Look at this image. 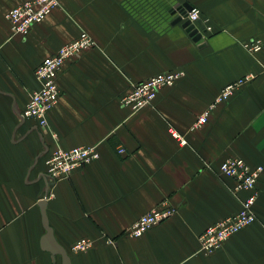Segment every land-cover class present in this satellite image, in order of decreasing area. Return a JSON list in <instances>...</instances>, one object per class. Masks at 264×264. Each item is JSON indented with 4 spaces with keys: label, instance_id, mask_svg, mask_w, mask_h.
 Here are the masks:
<instances>
[{
    "label": "crops",
    "instance_id": "1",
    "mask_svg": "<svg viewBox=\"0 0 264 264\" xmlns=\"http://www.w3.org/2000/svg\"><path fill=\"white\" fill-rule=\"evenodd\" d=\"M27 1L0 0V264H64L42 247V200L72 264H264V48L244 46L264 42V0H59L25 36L12 34L6 13ZM185 3L212 28L205 45L184 21L174 23ZM83 31L95 45L65 63L48 125L22 118L40 86L38 65ZM173 70L185 76L153 105L132 111L120 103L134 84ZM250 73L256 78L196 128L221 90ZM89 145L99 159L47 197L49 155ZM230 157L263 167L257 219L208 254L200 234L239 212L248 193L219 175ZM164 201L176 209L170 218L141 237L126 234ZM81 238L92 246L76 252Z\"/></svg>",
    "mask_w": 264,
    "mask_h": 264
},
{
    "label": "built area",
    "instance_id": "2",
    "mask_svg": "<svg viewBox=\"0 0 264 264\" xmlns=\"http://www.w3.org/2000/svg\"><path fill=\"white\" fill-rule=\"evenodd\" d=\"M59 5V0H29L12 8L6 13V19L10 23L12 34L25 36L33 26L45 20ZM187 19L196 25L203 36L205 31L212 30L211 26H206L205 23L203 28L199 25L202 17L198 8L193 7L188 12ZM198 25L199 27H197ZM94 45L93 37L88 32L83 31L77 39L63 45L55 55L45 58L38 65L35 76L40 86L39 89L31 93L26 107L21 112L22 118H34L42 127L48 125V115L59 104L62 97L59 76L65 63L85 50L94 47ZM244 46L250 52L255 53L264 48V42L260 38H254L246 42ZM184 76L185 72L183 70L158 73L145 81L134 84L130 91L121 97L120 103L132 111H139L151 106L154 104L160 90L174 86ZM255 78L256 75L250 73L227 84L208 110L198 117L195 127L206 124L210 111L217 104L229 100L236 91ZM173 134L180 138L182 143H186L185 138L179 133L173 132ZM119 153H125V149L120 148ZM99 157L100 154L95 145L76 146L69 149L58 148L53 151L46 160L47 197L53 195V187L57 182L70 178L75 170L91 164ZM262 172V166H252L239 157H230L221 162L218 173L233 181V192L247 191L248 193L242 201V208L239 212L208 226L200 234L201 251L211 254L222 249L231 236L241 232L256 221L255 205L259 198L258 184ZM175 212L176 209L167 201H164L139 217L126 231V234L131 237H141L152 228L162 224ZM91 246L92 242L89 239L81 238L74 244L73 250L82 252L88 250Z\"/></svg>",
    "mask_w": 264,
    "mask_h": 264
},
{
    "label": "water",
    "instance_id": "3",
    "mask_svg": "<svg viewBox=\"0 0 264 264\" xmlns=\"http://www.w3.org/2000/svg\"><path fill=\"white\" fill-rule=\"evenodd\" d=\"M192 9L193 6L188 3L177 5V8L175 10L176 12H178L179 16L176 18L174 23L184 21L188 16V12ZM200 26L203 28L204 24L201 23ZM183 27L186 29V31L190 34V36L194 39L196 43H198L200 46L205 45L203 35L199 31V29L196 28L195 24L187 20L183 23ZM40 206L42 210L43 224L46 230V233L42 238V247L45 250L50 251L53 255H61L64 264H72L68 251L57 242L54 235V230L50 226V222L46 213V200H42L40 202Z\"/></svg>",
    "mask_w": 264,
    "mask_h": 264
},
{
    "label": "bare ground",
    "instance_id": "4",
    "mask_svg": "<svg viewBox=\"0 0 264 264\" xmlns=\"http://www.w3.org/2000/svg\"><path fill=\"white\" fill-rule=\"evenodd\" d=\"M187 20H189V19H187V18H186V20H185V21H187ZM185 21H184V22H185ZM189 21H190V20H189Z\"/></svg>",
    "mask_w": 264,
    "mask_h": 264
}]
</instances>
